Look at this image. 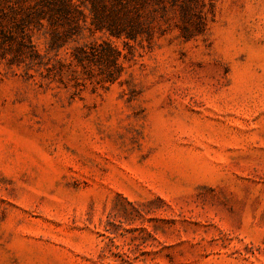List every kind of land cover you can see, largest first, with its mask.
Wrapping results in <instances>:
<instances>
[{"label": "rangeland", "instance_id": "rangeland-1", "mask_svg": "<svg viewBox=\"0 0 264 264\" xmlns=\"http://www.w3.org/2000/svg\"><path fill=\"white\" fill-rule=\"evenodd\" d=\"M67 1L0 0V264H264V0Z\"/></svg>", "mask_w": 264, "mask_h": 264}, {"label": "trees", "instance_id": "trees-1", "mask_svg": "<svg viewBox=\"0 0 264 264\" xmlns=\"http://www.w3.org/2000/svg\"><path fill=\"white\" fill-rule=\"evenodd\" d=\"M43 1L41 4L36 3V10H35V14L37 16L44 15L46 13V15H48L49 17H52L53 14H56L58 17H67L69 15V9L71 7V3L67 0H56L55 2H49L47 0H40ZM10 13L4 12V10L1 9L0 7V17H6V16H13L15 17V13H16V8H14V6H10ZM26 13L22 16H20V18L23 20V18H30L31 16V6H26ZM51 11V12H50ZM25 12V11H24ZM19 29H21V41L18 40L19 44H23L22 41L24 40H30L29 34L28 32L22 27H19ZM95 49L92 50V54L94 55H98V56H104V54L106 52H104V50L102 49V47L100 49H97L96 47H94ZM77 59H80V56H76Z\"/></svg>", "mask_w": 264, "mask_h": 264}]
</instances>
